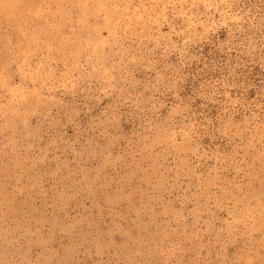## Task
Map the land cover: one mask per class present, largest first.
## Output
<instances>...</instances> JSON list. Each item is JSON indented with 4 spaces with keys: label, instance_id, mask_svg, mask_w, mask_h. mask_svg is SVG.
I'll use <instances>...</instances> for the list:
<instances>
[{
    "label": "rangeland",
    "instance_id": "1",
    "mask_svg": "<svg viewBox=\"0 0 264 264\" xmlns=\"http://www.w3.org/2000/svg\"><path fill=\"white\" fill-rule=\"evenodd\" d=\"M0 264H264V0H0Z\"/></svg>",
    "mask_w": 264,
    "mask_h": 264
}]
</instances>
